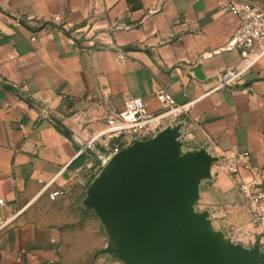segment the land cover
Segmentation results:
<instances>
[{"label": "crops", "instance_id": "1", "mask_svg": "<svg viewBox=\"0 0 264 264\" xmlns=\"http://www.w3.org/2000/svg\"><path fill=\"white\" fill-rule=\"evenodd\" d=\"M232 1L0 0V264H131L104 251L119 243L97 215L74 223L53 206L84 186L90 160L75 159L130 97L157 112L155 90L166 89L191 103L182 121L213 155L248 152L264 168V60L239 85L214 88L240 61L226 49L238 28ZM211 170L200 207L215 227L249 225L232 176Z\"/></svg>", "mask_w": 264, "mask_h": 264}, {"label": "water", "instance_id": "2", "mask_svg": "<svg viewBox=\"0 0 264 264\" xmlns=\"http://www.w3.org/2000/svg\"><path fill=\"white\" fill-rule=\"evenodd\" d=\"M179 144L169 126L104 163L85 199L119 243L104 251L131 264H264L258 244L246 248L225 234L222 239L211 232L210 211H193L199 183L219 157L197 151L178 158Z\"/></svg>", "mask_w": 264, "mask_h": 264}, {"label": "built area", "instance_id": "3", "mask_svg": "<svg viewBox=\"0 0 264 264\" xmlns=\"http://www.w3.org/2000/svg\"><path fill=\"white\" fill-rule=\"evenodd\" d=\"M229 10L238 21V28L232 35L226 49L237 50L240 61L237 65L226 69L216 76L215 89L234 87L260 61L264 60V10L255 3L235 0L228 4ZM74 42L79 43L74 38ZM81 46V43H79ZM155 95L161 104L157 112L148 111L142 97H130L125 101L123 110L106 117L104 127L88 141L80 153L93 151L98 161L96 169L102 170L104 163L114 154L136 141L150 139L167 119L185 113L191 103H178L175 97L164 88H157ZM249 153L237 156L223 155L219 158L222 167L229 172L235 186L241 192L245 209L250 220L247 226H231L226 237L234 244L246 248L259 245L264 253V168L255 170L248 163ZM87 168L93 163L88 162ZM250 170L247 176L240 173V168ZM47 190V186L45 188ZM64 190L49 192L55 199ZM3 204V200H0ZM213 213V210H210ZM2 225V224H1ZM0 225V226H1Z\"/></svg>", "mask_w": 264, "mask_h": 264}, {"label": "rangeland", "instance_id": "4", "mask_svg": "<svg viewBox=\"0 0 264 264\" xmlns=\"http://www.w3.org/2000/svg\"><path fill=\"white\" fill-rule=\"evenodd\" d=\"M245 1H250L252 3H255L258 5L260 8L264 10V0H245ZM183 117L178 116V117H171L167 120H165L160 127L157 129V133L152 137L156 136L159 132H161L166 126L171 125L176 129V133L178 134V140H179V149H178V158H183L186 154L197 152V151H205L207 153L212 154L208 146L204 143V140L200 134V131L197 130V128H194L191 123L183 122ZM88 154V152H86ZM89 155V154H88ZM213 155V154H212ZM90 155L88 156V162L93 163L92 168H87L85 171L82 172V178L85 179V184L84 186L81 185L78 190H76L75 193L72 192L66 197L60 199L58 202H54L53 206L58 207L60 214L62 215L63 218L69 221H75L78 220L79 218L81 221L92 224L93 219L96 217L95 211L88 206L87 203H85V199L87 197V190L89 186L92 184V182L96 179V177L99 175L101 171H98L96 169L98 161L95 159L91 161ZM220 161H212L211 162V169L215 165H219ZM221 165V163H220ZM222 166V165H221ZM212 171V170H211ZM210 171V175L207 178L201 179L198 189H199V196L194 199L192 203V208L195 213H202L204 211H210L208 209L201 208L200 206L201 201V189L203 188L204 185L210 183L208 181L211 180L212 177V172ZM80 191V192H79ZM211 213V211H210ZM212 214V213H211ZM207 218V217H206ZM210 220L212 224V231L210 228V231L212 233L217 234L223 239V234H227L229 231L230 227L226 230L225 228H218L217 226L215 227L213 225V217L211 215L208 216L207 220ZM218 228V229H217Z\"/></svg>", "mask_w": 264, "mask_h": 264}, {"label": "trees", "instance_id": "5", "mask_svg": "<svg viewBox=\"0 0 264 264\" xmlns=\"http://www.w3.org/2000/svg\"><path fill=\"white\" fill-rule=\"evenodd\" d=\"M88 154L87 153H81L74 161L75 166H80L82 165L86 159H88Z\"/></svg>", "mask_w": 264, "mask_h": 264}, {"label": "bare ground", "instance_id": "6", "mask_svg": "<svg viewBox=\"0 0 264 264\" xmlns=\"http://www.w3.org/2000/svg\"><path fill=\"white\" fill-rule=\"evenodd\" d=\"M169 126H171V125H168V126H166V127H169ZM166 127H165V128H166ZM165 128H164V129H165ZM164 129H163V130H164ZM210 171H211V169H210ZM212 220H213V219H212ZM217 229H218V228H217Z\"/></svg>", "mask_w": 264, "mask_h": 264}]
</instances>
